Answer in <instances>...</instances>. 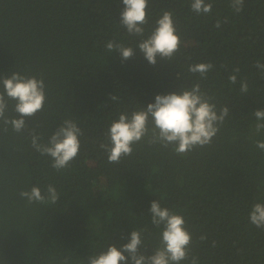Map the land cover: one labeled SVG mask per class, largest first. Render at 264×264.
<instances>
[{
    "label": "trees",
    "instance_id": "16d2710c",
    "mask_svg": "<svg viewBox=\"0 0 264 264\" xmlns=\"http://www.w3.org/2000/svg\"><path fill=\"white\" fill-rule=\"evenodd\" d=\"M191 2L149 0L143 38L169 11L182 41L171 61L157 57L152 65L136 47L143 38L120 25L122 0H0V77L19 72L46 85L43 111L26 118L25 130L4 131L0 123V264H88L139 229L141 251L151 255L161 233L151 223L154 200L184 216L199 264H264V229L249 221L252 205L264 203V151L256 146L264 131L256 133L254 116L264 110V69L255 66L264 64V0H244L239 13L231 0H206L207 14L192 11ZM110 40L135 54L123 60L106 49ZM198 63L214 65L207 78L188 71ZM196 83L217 109L230 111L211 145L178 155L144 138L131 156L109 163L100 145L109 143L107 131L121 113ZM13 103L9 117L18 116ZM67 119L82 130L81 146L57 171L29 133L46 144ZM48 185L60 194L55 204H29L19 195L33 186L44 193Z\"/></svg>",
    "mask_w": 264,
    "mask_h": 264
},
{
    "label": "clouds",
    "instance_id": "9594fccd",
    "mask_svg": "<svg viewBox=\"0 0 264 264\" xmlns=\"http://www.w3.org/2000/svg\"><path fill=\"white\" fill-rule=\"evenodd\" d=\"M122 3L124 8L120 13V25L129 35L143 38L144 26L148 24L149 0H122ZM231 6L239 13L243 10L244 0H231ZM211 9L212 4L206 0L191 2V10L197 14L210 13ZM219 26L220 21H217L216 27ZM181 43L172 13L164 11L156 20V26L151 33L141 39L136 47L149 64L155 65L157 57L171 61L180 51ZM105 47L109 52L119 51L123 60L135 54L134 47L111 40ZM255 66L264 69V64L259 61ZM213 67L212 63H198L190 65L188 71L199 73L201 78H207ZM239 71L240 69L236 68L234 73ZM229 81L236 84V75H230ZM45 88L43 78L38 79L19 72L0 77V123L4 125V131H7L8 126L17 133L25 130L26 118L43 111L46 101ZM247 91L248 84L242 81L241 92ZM111 99L116 101L118 97L113 95ZM212 99L201 90L199 83L182 88L180 93L158 94L154 103H149L146 108H140L131 114L121 113L107 131L109 143H102L100 147L107 152L109 163L118 164L123 157L131 156L133 145L139 144L144 138H147L149 144H160L164 148L171 146L178 155H187L197 147L211 145L230 112L227 106L217 109ZM10 102H14L13 110L18 114L17 117L6 115ZM254 116L257 121L255 131L259 134L264 131V110L257 109ZM29 134L32 147L40 155L50 157L51 166L59 171L66 169L78 156L81 146L79 138L83 132L77 123L67 119L55 130L46 144L39 142L40 137L35 134L34 129ZM256 146L264 151V141H257ZM19 195L29 204H55L60 194L54 186L48 185L44 193L40 187L33 186L30 190L20 191ZM149 211L151 223L161 229L159 246L152 250L151 255L141 251L144 247L145 229H139L131 232L129 242L121 248L110 245L106 251L90 256L88 264H181L189 259L190 264H199L198 257L191 255L192 236L184 216L162 207L158 200L151 202ZM249 221L257 228L264 229V203L257 202L252 205ZM200 239L203 241L206 237L201 236ZM63 264H68V260L63 261Z\"/></svg>",
    "mask_w": 264,
    "mask_h": 264
}]
</instances>
